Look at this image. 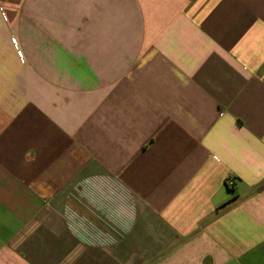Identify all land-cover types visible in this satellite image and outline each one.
Instances as JSON below:
<instances>
[{"label": "crops", "instance_id": "1", "mask_svg": "<svg viewBox=\"0 0 264 264\" xmlns=\"http://www.w3.org/2000/svg\"><path fill=\"white\" fill-rule=\"evenodd\" d=\"M0 264H264V0H0Z\"/></svg>", "mask_w": 264, "mask_h": 264}, {"label": "built area", "instance_id": "2", "mask_svg": "<svg viewBox=\"0 0 264 264\" xmlns=\"http://www.w3.org/2000/svg\"><path fill=\"white\" fill-rule=\"evenodd\" d=\"M20 56L22 57V54H20ZM234 181L235 179L233 177L228 178L226 181V186L228 188H232L234 186Z\"/></svg>", "mask_w": 264, "mask_h": 264}]
</instances>
